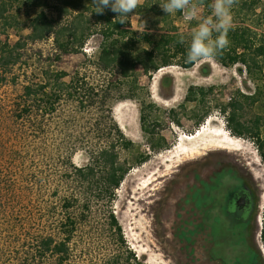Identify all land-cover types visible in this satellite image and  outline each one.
I'll return each mask as SVG.
<instances>
[{"label": "rangeland", "instance_id": "374dc122", "mask_svg": "<svg viewBox=\"0 0 264 264\" xmlns=\"http://www.w3.org/2000/svg\"><path fill=\"white\" fill-rule=\"evenodd\" d=\"M165 2L162 0L161 3ZM257 2L253 21L249 25L261 38L264 37V0ZM209 15L211 11L203 8L200 16L192 21L185 20L184 13L181 17L172 14L171 20L175 23L178 35L190 40L192 29ZM103 17L104 14L96 13L95 16H89L91 25L101 27ZM68 19L73 18L70 16ZM131 23L140 34L156 31L148 16L135 13ZM243 23L246 24V20L242 15L232 17L231 27ZM29 33L27 28L11 29L7 34L0 35L1 46L11 49ZM102 40L100 33H95L85 45L83 53L66 55L54 63L46 59L53 52L51 43L30 45L29 42L26 48L29 52L25 58L29 66L23 64L15 70L16 82L9 77L7 83L0 84V191L3 197L0 217L8 215L13 220L19 211L25 213L27 207H30L27 204L29 197L33 200L49 198L53 203L60 200V210L65 196L70 199L77 195L74 180H71L69 174L75 168L87 166L91 162L93 149L109 145L108 135H100L102 132L99 129L104 124H116L132 141L134 148L141 152L148 151L149 144L141 127L144 108L152 117L170 115L166 125L170 127L173 144L169 149L152 153L147 163L133 168L116 191L114 200L101 195L99 186L79 195L80 203L68 211L78 220V231L72 242V264H159L145 233L142 212L145 196L154 188L156 181L173 169L177 162L206 145H224L253 157L255 170L263 180L258 221L263 229L264 162L253 139L232 133L219 107L231 99L240 100L243 103L239 113L241 121L254 124L261 117L264 130V68L249 71L240 63L225 66L219 58L196 63L192 68L167 67L153 74L148 87L138 90V96L122 102L103 106L87 103L82 107L78 100H69L62 102L53 114L34 115L25 121V126L16 120L19 107L15 102L22 88L34 80V75L43 77L45 71H64L71 76L79 73V77L86 78L96 92L104 93L108 87V77L97 71L90 62ZM239 67H243L242 72ZM204 69H208L206 74L203 73ZM165 77L172 82L169 87L163 84ZM144 83H147L146 78ZM193 85L213 91L204 103L196 102L182 108L187 91ZM128 88L126 86L125 90ZM260 93V102L254 104L247 101V96L258 97ZM111 97L116 101L117 94ZM207 110L211 114L197 126L196 115H204ZM178 121H181V126H178ZM200 132L201 135L194 138ZM120 159L129 163L131 152L121 150ZM67 182L69 189H66ZM41 187L43 189L40 192L38 190ZM20 199L23 201L20 202ZM112 214L122 228L124 243L112 227ZM259 238L264 248L261 233ZM0 264L4 263L0 261Z\"/></svg>", "mask_w": 264, "mask_h": 264}, {"label": "trees", "instance_id": "16d2710c", "mask_svg": "<svg viewBox=\"0 0 264 264\" xmlns=\"http://www.w3.org/2000/svg\"><path fill=\"white\" fill-rule=\"evenodd\" d=\"M257 1L259 0H239L238 5L233 8L232 17L242 15L246 24L230 27L229 46L217 57L223 65L240 63L249 71L263 70L264 37L260 38L257 31L249 25L253 21ZM161 2L162 0H144L124 24H119V20L115 19L116 14L106 9L102 26L93 27L89 19V16H95L92 0H0V35L7 34L14 28H27L30 31L24 40L11 49H5L0 42V84L7 83L9 77L16 82L15 70L28 64L25 58L29 52L26 50L29 42L30 45L51 43L53 52L46 59L54 63L61 61L66 55L83 53L85 45L95 33H100L103 39L90 62L97 71L108 77V87L104 93L96 92L86 78L79 77V73L71 76L64 71H45L43 77L34 75V80L22 88V93L15 102L19 107L16 120L25 126V121L34 115L53 114L62 102L69 100H78L82 107L87 103H99L102 106L116 104L138 96V90H145L153 74L163 68L194 67L196 63L186 62L192 38H183V44L179 42L181 36L171 20L172 14H166L161 9ZM212 2L213 0H206V11H211L208 5ZM135 13L148 16L156 31L142 34L135 31L131 23ZM174 14L178 17L183 15L182 12ZM70 16L72 20L68 19ZM242 69L243 67H239L240 72ZM207 72L208 69H204L203 73ZM145 78L147 83H144ZM171 83L167 77L163 80L166 87ZM126 86L129 87L127 90ZM212 91L201 86H190L181 107L186 108L196 102L204 103ZM115 93L117 99L113 101L111 96ZM260 98L261 93L258 97L247 96V101L256 104L261 101ZM242 107L240 100L231 99L222 104L219 110L226 117L229 129L235 136L254 140L264 162L261 117L254 124L241 121L239 113ZM210 114V110L205 111L204 115L197 114V126ZM168 118L170 115L152 117L142 108L141 127L149 144L148 151L145 152L134 148L132 141L116 124L107 126L103 123L99 129L102 132L100 135H108L109 145L93 149L91 162L87 166L75 168L69 174L71 180H74L77 195L70 199L65 196L60 210V200L53 203L49 198L33 200L29 197L27 204L30 207H27L25 213L19 211L13 220L8 215L0 217V261L4 264H72V242L78 231V220L68 211L80 203V196L87 189L91 190L96 186H99L101 195L114 200L116 191L133 168L147 163L152 153L169 149L173 138L169 125H166ZM177 124L181 126L182 123L178 121ZM121 150L131 152L132 159L129 163L121 161ZM69 188L67 182L66 189ZM42 189L43 187L38 191L41 192ZM58 195L59 190L56 196ZM2 198L0 191V204ZM111 218L116 236L124 243L121 226L113 214ZM261 240L264 244V227Z\"/></svg>", "mask_w": 264, "mask_h": 264}, {"label": "flooded vegetation", "instance_id": "af4514ba", "mask_svg": "<svg viewBox=\"0 0 264 264\" xmlns=\"http://www.w3.org/2000/svg\"><path fill=\"white\" fill-rule=\"evenodd\" d=\"M252 156L206 145L161 176L143 202L159 264H264L263 180Z\"/></svg>", "mask_w": 264, "mask_h": 264}, {"label": "clouds", "instance_id": "9594fccd", "mask_svg": "<svg viewBox=\"0 0 264 264\" xmlns=\"http://www.w3.org/2000/svg\"><path fill=\"white\" fill-rule=\"evenodd\" d=\"M238 3L239 0H213L208 5L211 15L202 19L192 29L187 63L214 60L227 50L230 43L228 32L231 27L232 10ZM92 4L96 14L103 15L106 9H110L116 14L115 19L119 20V24H124L140 6L141 0H92ZM205 4L206 0H166L165 3L160 4V7L169 15L182 12L185 20L192 21L200 16ZM179 42L184 43L183 37Z\"/></svg>", "mask_w": 264, "mask_h": 264}, {"label": "bare ground", "instance_id": "6f19581e", "mask_svg": "<svg viewBox=\"0 0 264 264\" xmlns=\"http://www.w3.org/2000/svg\"><path fill=\"white\" fill-rule=\"evenodd\" d=\"M205 132V131H204ZM203 133V132H202ZM201 135V132L196 136V137H194V138H197V137H199ZM192 139V138H191Z\"/></svg>", "mask_w": 264, "mask_h": 264}]
</instances>
